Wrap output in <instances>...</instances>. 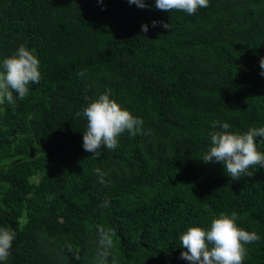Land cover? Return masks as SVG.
Wrapping results in <instances>:
<instances>
[{
    "label": "trees",
    "instance_id": "1",
    "mask_svg": "<svg viewBox=\"0 0 264 264\" xmlns=\"http://www.w3.org/2000/svg\"><path fill=\"white\" fill-rule=\"evenodd\" d=\"M146 3L0 0V60L24 45L41 71L0 105V227L17 234L7 264H98V226L113 240L100 264H187L179 236L232 213L260 236L244 264H264V168L236 181L200 160L214 121L264 127V0H209L192 16ZM106 90L144 124L97 159L76 114Z\"/></svg>",
    "mask_w": 264,
    "mask_h": 264
},
{
    "label": "clouds",
    "instance_id": "2",
    "mask_svg": "<svg viewBox=\"0 0 264 264\" xmlns=\"http://www.w3.org/2000/svg\"><path fill=\"white\" fill-rule=\"evenodd\" d=\"M103 3V0H99ZM129 5L146 9V0H127ZM209 0H154L157 10L170 13L172 10L183 11L192 16L199 9L207 8ZM171 28L170 24L152 21V27ZM141 31L148 33L149 25H141ZM261 75H264V57L259 61ZM41 80L40 61L35 54L20 45L14 54L0 60V105L13 104L17 99H24L30 92L31 84H39ZM15 93V98H14ZM86 119V130L83 132L82 148L92 157L100 158L102 150H115L119 146V138L127 133L130 137L142 134L144 121L133 115L110 98L106 90L98 98L90 102L82 112L76 114ZM210 132V147L202 162L218 163L225 174L238 181L242 176H252L257 168H264V127L250 128L246 132H231L227 122L214 121ZM103 183V179H101ZM51 199V197H49ZM238 216L222 214L211 221L210 227H190L179 236L182 249L179 259L187 264H244L247 255L246 245L258 243L260 236L238 226ZM99 233L98 264L108 259L109 250L113 246L112 233L103 227ZM16 232L0 227V264H7L11 256Z\"/></svg>",
    "mask_w": 264,
    "mask_h": 264
},
{
    "label": "water",
    "instance_id": "3",
    "mask_svg": "<svg viewBox=\"0 0 264 264\" xmlns=\"http://www.w3.org/2000/svg\"><path fill=\"white\" fill-rule=\"evenodd\" d=\"M31 158L33 159L34 158V151L32 150L31 152Z\"/></svg>",
    "mask_w": 264,
    "mask_h": 264
}]
</instances>
